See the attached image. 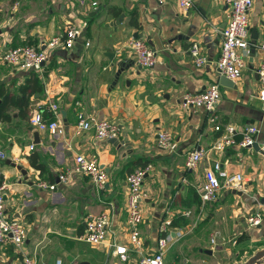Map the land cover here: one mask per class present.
<instances>
[{
    "label": "crops",
    "instance_id": "crops-1",
    "mask_svg": "<svg viewBox=\"0 0 264 264\" xmlns=\"http://www.w3.org/2000/svg\"><path fill=\"white\" fill-rule=\"evenodd\" d=\"M228 11L225 0H194L187 8L178 0H0V49L22 42L42 45L69 22L81 28L70 48H47L48 59L35 70L43 83L40 92L25 90L18 97L20 85L34 70L0 62V91L9 93L5 107L10 114L0 120L5 212L26 226L23 250L35 255L38 264H55L57 259L60 264H139L141 255L156 250L165 231L161 221L178 215L179 223L166 226V231L171 236L175 229L183 233L169 241L164 258L179 264H234L239 250L245 249L241 255H246L264 237V154L237 145L207 151L226 133V124L235 126L237 138L246 126L256 125L257 140L264 139L256 71L264 58L258 47L264 40V0H253L249 11L250 34L253 30L258 37L251 38L250 47L256 51L245 56L246 67L233 86L221 84L216 106L220 127L215 128L203 106L181 104L184 92L203 90L219 79L220 30ZM132 37H143L157 52L153 65L136 62L129 50ZM195 40L206 57L200 65L189 53ZM51 102L57 103L65 127L61 134L29 122L33 111ZM27 106V114L18 115ZM79 114L111 120L118 134L98 139L93 126L78 130ZM162 129L172 134L168 146L157 142ZM195 148L207 153L189 168L186 157ZM77 154L99 160L108 176L102 190L84 173L74 174L69 183L58 180V172L72 165ZM31 156L44 164L43 170L31 164ZM215 158L228 160L230 170L241 172L247 183L244 188H222L217 198L198 202L197 187ZM139 166L146 167L139 224L143 246L122 257L111 253L110 242L113 237L128 241L126 175ZM41 179L56 185L39 186ZM105 208L112 214L106 239L92 244L81 238L86 218ZM260 209V222L252 224L248 214ZM21 255L12 242L0 243V264H22Z\"/></svg>",
    "mask_w": 264,
    "mask_h": 264
},
{
    "label": "built area",
    "instance_id": "built-area-1",
    "mask_svg": "<svg viewBox=\"0 0 264 264\" xmlns=\"http://www.w3.org/2000/svg\"><path fill=\"white\" fill-rule=\"evenodd\" d=\"M162 1V0H158ZM194 0H178L181 7H189ZM229 11L227 20L220 30L222 35L220 53L216 61L219 74H224L234 80L240 77L246 67V55L251 45L249 11L253 5V0H225ZM81 33V28L75 23H67L63 31L53 35L43 44L21 43L9 45L0 49V62L11 64L20 69H33L40 71L44 62L48 59L47 48H53L57 45H63L66 48L73 46L76 38ZM258 47L264 50V40L258 43ZM129 50L140 66H151L157 60V52L147 43L143 37H132L129 41ZM189 53L197 65L203 64L206 57L201 51L198 40H195L189 46ZM258 75L257 95L264 103V58L256 69ZM221 98V84L219 79L211 81L203 90L195 92H184L181 96V104L185 108H194L203 106L211 121L215 122V128L220 127L219 116L216 112V106ZM51 114V117H45L43 110L36 109L30 116L29 122L41 130H47L52 134H61L65 131L61 120L58 105L51 102L45 109ZM219 123V124H218ZM94 127V135L98 139L116 136L118 134L117 125L107 118L88 119L79 114L76 128L88 129ZM226 133L219 137L207 150L208 152H221L230 145L246 147L250 153L264 150V139L257 140L256 134L258 127L250 124L242 131V135L235 136V126L226 124L224 126ZM157 142L161 146H168L172 142V134L167 129H162L157 134ZM257 142L259 148L255 149L252 144ZM33 147V144H30ZM200 148L192 149L186 157V166L194 168L200 159L207 153ZM5 158V152L0 150V159ZM84 173L90 176L92 183L97 191L104 188L107 183V172L96 157H87L83 154H77L72 165L66 166L58 172V180L63 183H69L74 174ZM146 173V167L139 166L129 171L126 175L127 184V234L128 241L120 242L113 237L110 242L111 253L119 254L122 257L127 256L129 249H140L143 246V237L140 233L139 224L143 219L142 200L145 196L143 190V181ZM247 178L239 171H232L228 167V160L213 159L210 165L205 168L204 178L197 187L198 194L202 202L217 198L222 188H244ZM39 186L53 189L56 185L45 179L38 181ZM6 187L5 178L0 170V243L12 242L16 248L22 251V264H38L35 255L23 250L24 242L27 236V228L23 222L16 218H9L5 212L4 188ZM261 211L249 213L247 219L252 224H257L261 220ZM111 209L105 208L97 214H90L85 220V231L81 238L92 243L98 244L106 239L109 225L111 223ZM171 219L164 218L161 221L160 228L166 231V226L170 225ZM181 229H175L171 236L167 231L165 237L157 239V248L151 254H143L139 257V264H179L177 261H168L164 258L165 250L172 238H178L182 235ZM217 232H215V235ZM214 238H212V241ZM131 247V248H130ZM24 251V252H23ZM55 264H60L57 259Z\"/></svg>",
    "mask_w": 264,
    "mask_h": 264
},
{
    "label": "trees",
    "instance_id": "trees-1",
    "mask_svg": "<svg viewBox=\"0 0 264 264\" xmlns=\"http://www.w3.org/2000/svg\"><path fill=\"white\" fill-rule=\"evenodd\" d=\"M22 43H30V42H22ZM17 44H13V45H17ZM19 44H21V43H19ZM30 44H33V43H30ZM34 45H38V44H34ZM42 85H43V83L41 82V78L39 77V73H37L35 70L31 71V72L28 73L26 81L22 85H20L21 93L18 94V97H23L25 95L24 94L25 90H31V91H33L35 93H36V91L40 92L41 89L43 88ZM3 91H0L2 93V101L0 102V120H4V119L8 118L9 115H10L9 112H7V109L5 107V101H6V98L8 97V95H9V93L8 92H6V93L4 92L3 93ZM28 111H29V107L28 106L25 107V108H19L18 109V115H20V116L26 115ZM43 114H44L45 117H51V114L46 112L45 109L43 110ZM30 162H31V164L34 167L39 168L40 170L44 169V164L42 162L36 161V159H34V157H32V156L30 157ZM198 197H199L198 198V202H200L201 198H200L199 195H198ZM180 218H181V216H179V215L176 216L175 218H171L170 224L171 225H176L177 223H179V221H180L179 219Z\"/></svg>",
    "mask_w": 264,
    "mask_h": 264
},
{
    "label": "water",
    "instance_id": "water-1",
    "mask_svg": "<svg viewBox=\"0 0 264 264\" xmlns=\"http://www.w3.org/2000/svg\"><path fill=\"white\" fill-rule=\"evenodd\" d=\"M250 37L253 39H257V34L255 33V31L252 30ZM256 51L255 47H250L249 49V54L253 55V53ZM219 82L222 85H226V86H233V80L230 79L229 77H227L224 74H220L219 77ZM37 134V133H36ZM252 146L255 149L259 148V144L257 142H255L254 144H252ZM263 154H264V150H260ZM22 172L25 173V169H22ZM233 191H235V189H233ZM166 232L163 231L161 237H165ZM206 251L210 252V249H206ZM264 262V245L259 246L257 248H255L253 250V252L247 256V258L245 260H238L235 261L234 264H261ZM81 264H90L86 261H82Z\"/></svg>",
    "mask_w": 264,
    "mask_h": 264
},
{
    "label": "rangeland",
    "instance_id": "rangeland-1",
    "mask_svg": "<svg viewBox=\"0 0 264 264\" xmlns=\"http://www.w3.org/2000/svg\"><path fill=\"white\" fill-rule=\"evenodd\" d=\"M79 23H81V22H79ZM260 211H261V213H262V209H260ZM258 245H260V246L264 245V237H263L261 240H258V242H257L256 244L250 246V248H248V253H249V251H252V250H254L255 248H257ZM258 247H259V246H258ZM251 249H252V250H251ZM232 251H233V248L231 247V248H230V252H231V254H232ZM245 251H246L245 249H241V250H239V256H240L239 259H240V260H245V259L247 258L248 253H247L246 255H241V254L244 253ZM236 257H237V256H236ZM224 264H228V262H224ZM261 264H264V262L261 263Z\"/></svg>",
    "mask_w": 264,
    "mask_h": 264
}]
</instances>
